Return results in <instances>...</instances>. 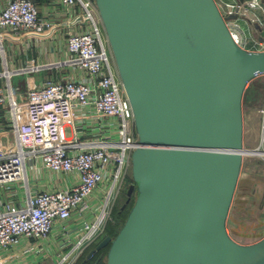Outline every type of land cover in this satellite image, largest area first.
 <instances>
[{
  "label": "water",
  "instance_id": "1",
  "mask_svg": "<svg viewBox=\"0 0 264 264\" xmlns=\"http://www.w3.org/2000/svg\"><path fill=\"white\" fill-rule=\"evenodd\" d=\"M140 145L135 199L106 264H264V236L241 243L228 219L244 163L243 99L264 50L238 43L217 0H96Z\"/></svg>",
  "mask_w": 264,
  "mask_h": 264
},
{
  "label": "built area",
  "instance_id": "2",
  "mask_svg": "<svg viewBox=\"0 0 264 264\" xmlns=\"http://www.w3.org/2000/svg\"><path fill=\"white\" fill-rule=\"evenodd\" d=\"M57 1L76 25L66 38V76L34 79L23 90L8 73L0 84V128L16 133L0 150V264H76L106 234L133 182L140 138L97 2ZM217 3L225 16L237 13L227 20L237 42L264 50V0ZM41 11L36 0H4L0 40L53 28Z\"/></svg>",
  "mask_w": 264,
  "mask_h": 264
},
{
  "label": "rangeland",
  "instance_id": "3",
  "mask_svg": "<svg viewBox=\"0 0 264 264\" xmlns=\"http://www.w3.org/2000/svg\"><path fill=\"white\" fill-rule=\"evenodd\" d=\"M242 24L246 26L245 22ZM105 35L107 37L106 29ZM107 42L109 43L108 38ZM250 42L254 43L252 39ZM247 88L245 105H243L245 147L264 149V111L261 110L264 109V74L251 80ZM26 99V94H23L21 100ZM9 147H12L9 135H0V150ZM128 187L127 181L119 196L118 207L127 198ZM228 229L233 238L241 243H250L264 236V154L262 153L244 155L241 177L229 214ZM103 236L104 234L97 241ZM49 264L54 262L50 261Z\"/></svg>",
  "mask_w": 264,
  "mask_h": 264
},
{
  "label": "crops",
  "instance_id": "4",
  "mask_svg": "<svg viewBox=\"0 0 264 264\" xmlns=\"http://www.w3.org/2000/svg\"><path fill=\"white\" fill-rule=\"evenodd\" d=\"M36 1L41 7L43 16L52 20L55 26L42 33L26 32L21 37L13 34L3 36L0 40V84L7 83L8 73H11L12 83L25 90L34 79L37 81L46 77L58 79L66 76L69 71V66L64 61L67 58L66 38L69 31L76 27L70 21L72 12L66 13L57 0ZM3 3L4 0H0V5ZM75 10L79 9L76 7ZM246 30L247 36H250L248 32L254 33L247 27ZM33 65H41V67L35 69ZM243 105H245V94ZM3 121L4 119L0 117V123ZM4 134L9 135L12 145L16 143V133L12 127L0 128V135ZM57 179V185L62 186L64 180L60 177Z\"/></svg>",
  "mask_w": 264,
  "mask_h": 264
},
{
  "label": "trees",
  "instance_id": "5",
  "mask_svg": "<svg viewBox=\"0 0 264 264\" xmlns=\"http://www.w3.org/2000/svg\"><path fill=\"white\" fill-rule=\"evenodd\" d=\"M126 195H127V191H126ZM118 200H117V202H118ZM117 202H116V204H115V206L113 208V219L108 221L105 233H110V234L115 235L118 232V230L120 229V227L122 226V224L124 223V221H125V219L127 217V214H128L129 210H125V211L120 212L119 211L120 207H118ZM93 245H95V243H93L92 245H90L86 249V251L80 257L78 262L81 261L85 257L86 253L88 252V250ZM107 251H108V246L97 250L92 255V257H90L87 260V262L85 264H105V258H106Z\"/></svg>",
  "mask_w": 264,
  "mask_h": 264
},
{
  "label": "flooded vegetation",
  "instance_id": "6",
  "mask_svg": "<svg viewBox=\"0 0 264 264\" xmlns=\"http://www.w3.org/2000/svg\"><path fill=\"white\" fill-rule=\"evenodd\" d=\"M135 194H136V193L134 192L132 198H129V196L127 195V198L125 199V201H124V202L122 203V205L120 206V209H119L120 212L125 211V210H129V209H130L131 205H132L133 202H134V196H135ZM96 243H97V242H96ZM96 243H95V245H96ZM95 245H93V246L88 250V252L86 253V255H85L84 258H86V256L88 255L89 251H90L92 248H94ZM84 258H83V259H84ZM83 259H82V260H83ZM82 260H81V261H82ZM81 261H79V262L76 263V264H79Z\"/></svg>",
  "mask_w": 264,
  "mask_h": 264
},
{
  "label": "bare ground",
  "instance_id": "7",
  "mask_svg": "<svg viewBox=\"0 0 264 264\" xmlns=\"http://www.w3.org/2000/svg\"><path fill=\"white\" fill-rule=\"evenodd\" d=\"M263 111V109H261ZM257 154V153H262L264 154V149H259V148H244V154ZM248 156V155H247Z\"/></svg>",
  "mask_w": 264,
  "mask_h": 264
}]
</instances>
